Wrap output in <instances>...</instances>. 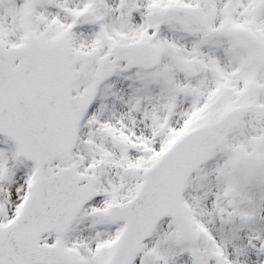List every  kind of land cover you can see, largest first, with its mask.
Wrapping results in <instances>:
<instances>
[{"label": "snow or ice", "instance_id": "1", "mask_svg": "<svg viewBox=\"0 0 264 264\" xmlns=\"http://www.w3.org/2000/svg\"><path fill=\"white\" fill-rule=\"evenodd\" d=\"M0 264H264V0H0Z\"/></svg>", "mask_w": 264, "mask_h": 264}]
</instances>
